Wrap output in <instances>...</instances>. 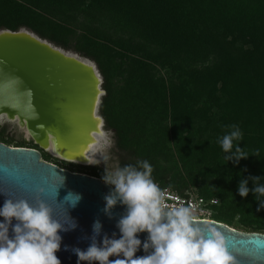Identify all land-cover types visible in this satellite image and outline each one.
Here are the masks:
<instances>
[{
  "label": "trees",
  "instance_id": "16d2710c",
  "mask_svg": "<svg viewBox=\"0 0 264 264\" xmlns=\"http://www.w3.org/2000/svg\"><path fill=\"white\" fill-rule=\"evenodd\" d=\"M22 28L97 64L119 167L147 160L160 188L217 199L215 221L264 233L260 200L238 191L264 184V0H0V30ZM233 124L249 155L239 162L218 142ZM0 142L67 169L33 141L3 130Z\"/></svg>",
  "mask_w": 264,
  "mask_h": 264
},
{
  "label": "water",
  "instance_id": "95a60500",
  "mask_svg": "<svg viewBox=\"0 0 264 264\" xmlns=\"http://www.w3.org/2000/svg\"><path fill=\"white\" fill-rule=\"evenodd\" d=\"M103 84L97 64L89 58L65 50L27 28L0 30V121L18 122L40 148L51 147L64 160L88 164L84 163L85 151L93 142L92 134L106 126L100 113L106 95ZM58 175L64 177L58 202L69 191L80 194L82 199L76 207L68 208L77 226L60 233L62 243L57 256L61 264H87L79 261L75 250H87L93 242V225L97 220L103 226L96 237L100 246L105 235L120 238L117 224L126 214V206L117 204L111 215L105 212V196L113 187L97 177L47 162L39 150L0 142V180L14 178L33 187L43 182L53 186ZM5 199L0 194V208ZM57 214L63 218L59 211ZM200 221L212 223L225 234L238 264H264V233L239 231L217 221ZM147 238L148 233L139 234L141 241ZM148 254L141 246L136 256Z\"/></svg>",
  "mask_w": 264,
  "mask_h": 264
},
{
  "label": "clouds",
  "instance_id": "9594fccd",
  "mask_svg": "<svg viewBox=\"0 0 264 264\" xmlns=\"http://www.w3.org/2000/svg\"><path fill=\"white\" fill-rule=\"evenodd\" d=\"M219 143L227 161L239 162L249 157L240 144V128L233 124ZM112 144L107 134H101L98 150H105ZM259 155V153H257ZM101 159L86 158L90 164H106L103 180L113 186L105 196V212L117 205L126 206V214L117 224L119 239L104 236L102 244L96 237L102 231L97 220L93 225L94 235L87 250L76 249L80 262L87 264H238L230 251V241L225 234L209 222H201L192 206L183 203L171 205L167 202L165 190L153 180V166L147 161L137 165L109 168L108 155ZM49 186L43 182L33 187L29 182L5 178L0 180V194L6 199L0 208V264H61L57 253L61 250L62 231L74 229L77 225L68 214L69 207H76L82 199L80 194L69 191L63 201L58 202L59 189L64 177ZM249 179L255 185L248 187ZM257 176L242 179L238 185L239 195H256L264 207V184ZM17 193L27 195L18 196ZM58 211L63 218L58 216ZM15 221L16 223H13ZM148 233L146 241L139 239L140 233ZM141 246L148 255L137 257ZM118 257L115 260L110 257ZM123 258H119V257Z\"/></svg>",
  "mask_w": 264,
  "mask_h": 264
},
{
  "label": "rangeland",
  "instance_id": "374dc122",
  "mask_svg": "<svg viewBox=\"0 0 264 264\" xmlns=\"http://www.w3.org/2000/svg\"><path fill=\"white\" fill-rule=\"evenodd\" d=\"M3 130H5V136L13 139L16 142H20L22 140H24L28 144L32 141L34 142L32 136L26 131L25 128L20 126L18 122L8 121V120L2 121V122L0 121V132H2ZM104 130L106 131V134L108 135V137L111 139L112 144L109 148L105 150H97L98 149L97 147L96 151H97V155L99 154L98 159L102 160L101 155L109 156L108 164H109V168L111 169V168H115L119 166V160H120L121 154L117 151L116 146H115L114 132L112 130H107L106 126ZM43 151L49 154L53 158L51 159V161L53 162L57 161L56 163H58L62 167H65L67 169H72V166L75 164L70 161L64 160L62 157L54 154L49 149H43ZM81 166H85L86 168H97L102 173H105V169H106V164H104L103 162L100 163L99 165L88 163V164H82ZM237 230L244 231L241 228Z\"/></svg>",
  "mask_w": 264,
  "mask_h": 264
},
{
  "label": "built area",
  "instance_id": "2783aa9c",
  "mask_svg": "<svg viewBox=\"0 0 264 264\" xmlns=\"http://www.w3.org/2000/svg\"><path fill=\"white\" fill-rule=\"evenodd\" d=\"M111 186V185H110ZM113 187V186H112ZM165 190L167 196V202L171 205H178L183 203L185 206H192L196 216L199 220H209L215 221L214 216V207L219 204L217 199L205 200L193 191L186 196L180 195L177 191L165 187L161 188Z\"/></svg>",
  "mask_w": 264,
  "mask_h": 264
},
{
  "label": "bare ground",
  "instance_id": "6f19581e",
  "mask_svg": "<svg viewBox=\"0 0 264 264\" xmlns=\"http://www.w3.org/2000/svg\"><path fill=\"white\" fill-rule=\"evenodd\" d=\"M101 134H106V131L104 130V128H101V127H99L97 132L92 134L93 142L88 146L87 150L85 151L86 157L84 159V161H85L84 163H89L86 158H95L96 157L98 159L99 154L97 155L96 148L98 147V141H100ZM50 150L53 151V148L50 147Z\"/></svg>",
  "mask_w": 264,
  "mask_h": 264
},
{
  "label": "flooded vegetation",
  "instance_id": "af4514ba",
  "mask_svg": "<svg viewBox=\"0 0 264 264\" xmlns=\"http://www.w3.org/2000/svg\"><path fill=\"white\" fill-rule=\"evenodd\" d=\"M68 170V169H67ZM70 171V170H69Z\"/></svg>",
  "mask_w": 264,
  "mask_h": 264
}]
</instances>
